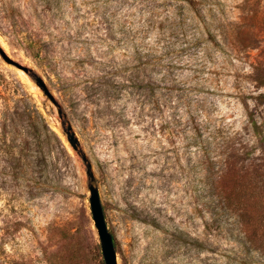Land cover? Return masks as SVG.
I'll use <instances>...</instances> for the list:
<instances>
[{"label":"rangeland","instance_id":"rangeland-1","mask_svg":"<svg viewBox=\"0 0 264 264\" xmlns=\"http://www.w3.org/2000/svg\"><path fill=\"white\" fill-rule=\"evenodd\" d=\"M0 47V264H105L91 183L119 264H264V0H0Z\"/></svg>","mask_w":264,"mask_h":264},{"label":"trees","instance_id":"trees-1","mask_svg":"<svg viewBox=\"0 0 264 264\" xmlns=\"http://www.w3.org/2000/svg\"><path fill=\"white\" fill-rule=\"evenodd\" d=\"M37 115L41 118V120L44 121V117L38 109L35 110ZM247 183L245 181H242L241 185ZM247 196L246 194H232V193H225L219 192L218 196L214 197L213 204H211V207L214 209L217 207L223 208L225 211H233L234 209H240L242 210V214L239 213V215H236L234 222L232 223V227L228 228L229 232L232 234L233 237L236 238L238 242H241L244 246L250 247L251 248V243L253 240L251 239L250 232L245 226V223L243 222V217H244V211L247 213L249 210V207L251 204H246L247 203ZM236 207V208H235ZM196 244L198 247L202 246L203 243L200 241H196Z\"/></svg>","mask_w":264,"mask_h":264},{"label":"water","instance_id":"water-1","mask_svg":"<svg viewBox=\"0 0 264 264\" xmlns=\"http://www.w3.org/2000/svg\"><path fill=\"white\" fill-rule=\"evenodd\" d=\"M0 52L3 54L5 59L9 62L11 61L10 57L0 47ZM88 174L93 178V173L89 167ZM90 190V205L95 222V226L98 231V235L101 240V247L103 256L105 259V264H119L117 259V252L114 246L113 235L110 232L104 214L103 205L101 202L100 194L98 188L94 184L89 185Z\"/></svg>","mask_w":264,"mask_h":264}]
</instances>
